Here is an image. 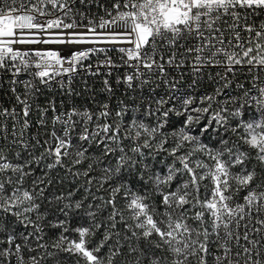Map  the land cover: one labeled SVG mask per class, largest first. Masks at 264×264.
Returning <instances> with one entry per match:
<instances>
[{
  "label": "snow or ice",
  "instance_id": "6c2138e0",
  "mask_svg": "<svg viewBox=\"0 0 264 264\" xmlns=\"http://www.w3.org/2000/svg\"><path fill=\"white\" fill-rule=\"evenodd\" d=\"M0 264H264V0H0Z\"/></svg>",
  "mask_w": 264,
  "mask_h": 264
}]
</instances>
